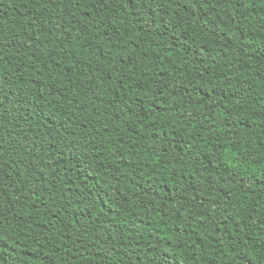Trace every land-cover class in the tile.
<instances>
[{
	"label": "trees",
	"instance_id": "trees-1",
	"mask_svg": "<svg viewBox=\"0 0 264 264\" xmlns=\"http://www.w3.org/2000/svg\"><path fill=\"white\" fill-rule=\"evenodd\" d=\"M0 264H264V0H0Z\"/></svg>",
	"mask_w": 264,
	"mask_h": 264
}]
</instances>
